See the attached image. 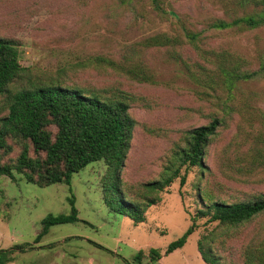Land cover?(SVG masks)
I'll list each match as a JSON object with an SVG mask.
<instances>
[{
    "label": "rangeland",
    "instance_id": "obj_1",
    "mask_svg": "<svg viewBox=\"0 0 264 264\" xmlns=\"http://www.w3.org/2000/svg\"><path fill=\"white\" fill-rule=\"evenodd\" d=\"M236 2L169 0L170 5L163 8L166 13L173 10L177 14L173 17L156 12L151 0H0V32L21 41L19 63L33 74L49 76L63 71L70 84L82 87L88 83L97 87L117 84L150 102V108L138 103L131 109L137 127L123 180L134 187L158 178L169 147L175 141L180 142L184 130L206 125L214 115L224 117L216 106L217 101L214 105L218 110L206 101H198L193 94V90L201 87L190 74L200 72L198 65L213 68L204 60L184 61L186 64L166 61L160 51H151L141 60L159 85L147 87L110 69H94L91 59L104 56L118 61L117 55L125 45L157 34L181 37L182 25L200 33L204 48L228 51L243 60L245 69L257 70L264 54V27L252 30L211 27L216 19L229 20L224 11ZM253 8L251 4L245 11ZM234 93L235 103L243 109L240 114L225 119L207 147L206 170L202 173L199 168L182 169L185 184L180 186L176 180L157 194L158 202L146 210L142 223L134 224L103 204L100 179L105 165L102 161L73 174L69 186L61 183L40 188L18 174H14L13 181L1 177L0 251L20 244L32 247L24 253L15 252L13 261L7 264H206L198 252L199 241L223 259H229L234 246L231 243L219 246L220 238L215 236L220 231L216 223L209 222L208 216L195 222L190 218L204 209L198 199L200 191L214 200L229 203L264 194V162L249 171L243 158L236 161V156H245L250 146L243 143L245 135L250 134L253 137L250 141H257L258 147L264 149V79L240 82ZM217 94L221 101L227 96L222 89ZM70 199L74 201L79 221L51 227L35 243L41 221L48 215L69 214ZM192 224L195 229L184 246L164 255L167 246ZM210 237L212 243L204 241ZM150 249L160 251L158 262H151ZM139 251L142 257L136 263L134 256ZM231 260L238 263L235 255Z\"/></svg>",
    "mask_w": 264,
    "mask_h": 264
},
{
    "label": "trees",
    "instance_id": "obj_2",
    "mask_svg": "<svg viewBox=\"0 0 264 264\" xmlns=\"http://www.w3.org/2000/svg\"><path fill=\"white\" fill-rule=\"evenodd\" d=\"M151 3L159 14L177 17L173 10L166 13L163 8L165 4L170 5L169 0H151ZM251 4L253 10L246 12L245 8ZM233 5L224 11L229 20L216 19L211 24L212 28L252 30L264 27V0H237ZM181 30V37L157 34L125 45L117 55L118 61L96 56L90 62L94 69H110L114 74L147 87L159 85L141 60L151 51H160L166 61L186 64L184 61L197 63L204 60L213 68L198 65L200 72L190 74L201 87L193 90V94L198 101H206L215 109L220 107L224 117L214 115L208 124L184 130L180 142L175 141L169 147L158 178L134 187L123 180L137 127L131 109L133 104L138 103L150 108V102L117 84L105 87L90 86V83L83 87L70 84L63 71L49 76L33 74L19 63L21 41L0 32V178L8 177L13 181L14 174H18L26 182L40 188L61 183L69 186L73 174L91 163L102 161L105 165L100 179L103 204L134 224L144 222L146 210L159 200L157 194L176 180H179L180 186L185 184L186 176L181 174L182 169L199 168L202 173L206 170L204 159L207 147L218 135L225 119L240 114L243 109L235 103L234 91L238 83L264 79V54L259 68L248 70L244 68L243 60L228 51L204 48L200 33L182 25ZM221 89L227 93L223 101L217 94ZM216 101L217 107L214 105ZM251 137L250 134L244 136V145H250L245 156H236V161L238 158L246 161L251 168L247 166L249 171L264 162V149L258 147L257 141H250ZM198 199L204 209L192 216L191 221L208 216V221L216 223L220 231L215 236L220 238L219 246L226 247L231 243L235 250L230 252L229 259L224 260L210 246L199 241L198 252L203 262L236 264L231 260L235 255L237 264H264V194L229 203L214 200L200 191ZM69 203V214L48 215L41 221L35 243L46 236L51 227L79 221L73 199ZM194 229L192 224L167 246L164 255L181 249ZM206 240L207 243L210 240L213 242L211 237ZM90 243L108 251L94 242ZM31 248L29 244H20L1 250L0 264L12 262L15 252L24 253ZM161 256L159 250H149L151 262H158ZM141 257L142 252L139 251L134 256V262L140 263Z\"/></svg>",
    "mask_w": 264,
    "mask_h": 264
}]
</instances>
